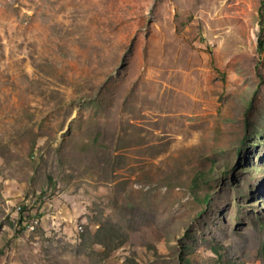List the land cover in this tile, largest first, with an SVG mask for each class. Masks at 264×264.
<instances>
[{
	"label": "rangeland",
	"instance_id": "rangeland-1",
	"mask_svg": "<svg viewBox=\"0 0 264 264\" xmlns=\"http://www.w3.org/2000/svg\"><path fill=\"white\" fill-rule=\"evenodd\" d=\"M262 11L0 0V264H264Z\"/></svg>",
	"mask_w": 264,
	"mask_h": 264
},
{
	"label": "trees",
	"instance_id": "trees-1",
	"mask_svg": "<svg viewBox=\"0 0 264 264\" xmlns=\"http://www.w3.org/2000/svg\"><path fill=\"white\" fill-rule=\"evenodd\" d=\"M260 23H261L262 28L264 29V11H262V18H261ZM260 43H261V45L264 44V34L260 38ZM189 263H190V261H189Z\"/></svg>",
	"mask_w": 264,
	"mask_h": 264
},
{
	"label": "built area",
	"instance_id": "built-area-1",
	"mask_svg": "<svg viewBox=\"0 0 264 264\" xmlns=\"http://www.w3.org/2000/svg\"><path fill=\"white\" fill-rule=\"evenodd\" d=\"M19 208H20V206L18 207V209H19ZM36 223H37V222H36ZM36 223H35V224H36Z\"/></svg>",
	"mask_w": 264,
	"mask_h": 264
},
{
	"label": "bare ground",
	"instance_id": "bare-ground-1",
	"mask_svg": "<svg viewBox=\"0 0 264 264\" xmlns=\"http://www.w3.org/2000/svg\"><path fill=\"white\" fill-rule=\"evenodd\" d=\"M33 223H34V222H33ZM33 223H32V224H33ZM33 225H34V224H33Z\"/></svg>",
	"mask_w": 264,
	"mask_h": 264
}]
</instances>
